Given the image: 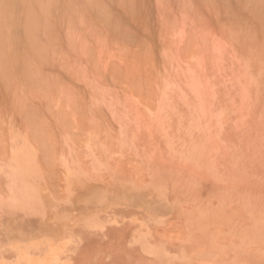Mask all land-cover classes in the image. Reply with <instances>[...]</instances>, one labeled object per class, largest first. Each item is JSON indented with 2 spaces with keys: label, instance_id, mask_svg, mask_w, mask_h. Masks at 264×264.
<instances>
[{
  "label": "rangeland",
  "instance_id": "374dc122",
  "mask_svg": "<svg viewBox=\"0 0 264 264\" xmlns=\"http://www.w3.org/2000/svg\"><path fill=\"white\" fill-rule=\"evenodd\" d=\"M48 1L3 15L0 264H264V2Z\"/></svg>",
  "mask_w": 264,
  "mask_h": 264
},
{
  "label": "bare ground",
  "instance_id": "6f19581e",
  "mask_svg": "<svg viewBox=\"0 0 264 264\" xmlns=\"http://www.w3.org/2000/svg\"><path fill=\"white\" fill-rule=\"evenodd\" d=\"M38 1H40V0H37V3H38ZM44 1H45V0H44ZM47 1H48V0H47ZM47 1H45V3H47ZM66 1H67V0H66ZM71 1H72V2H71ZM71 1L69 0V2H71L69 5H68V1L66 2L68 6L66 5L65 1H63L64 3H61V1H60V4H62V5L65 4V5L67 6V9H66V7H65V9H66V11H67L68 9H70L71 6H73V5H71V4H72V3L75 4V2H76L75 0H71ZM73 1H75V2H73ZM77 1H78V0H77ZM82 1H84V0H82ZM85 1H86V2H85ZM85 1H84L85 4H86V3H89L90 5H92L93 3H95L96 0H95L94 2H93V0H91V1L88 0V2H87V0H85ZM99 1H100V0H99ZM107 1L110 3V1H112V0H110V1H109V0H106V2H107ZM119 1H121V0H118V1L116 0L117 5H119V6H116L117 9H120V5H121V8H122V9H123V6H124V9H125L128 5H129L128 7H131L132 4H134L133 2L131 3L130 0H129V1H130L129 3L125 0L124 3H126V4L122 5V4L118 3ZM122 1H123V0H122ZM222 1L224 2V0H222ZM259 1H261V0H259ZM33 2L36 3V0H0V37H1V38H0V48H1L0 51L5 50V49H3V48H4L3 46L6 47L7 45H9V42H8V44H5V41H6L8 38H10L9 41L12 39L11 37H9L10 34H11V33H9V32H12L13 29L15 30V26H14V25H13V27H12L11 24H9L8 22L6 23V21H5L6 19L3 20V15H4V14H7L6 16L8 17V19H10V17H12V16H10V14L13 15L12 13L15 12L16 10L18 11L19 8H22V9L24 10V13H25V10H26V14H25V15L23 14V19H21V20L24 21L25 19H27V20H25V21H26V25H25V26L27 27L26 30L29 32V29H30V30L32 29V26L29 28V25H32L33 23H37V22H38V20H37L36 22H34V21H35V17H34L35 15L32 14L33 11H34V9H35L36 11L38 10V9H36L35 7H37V8L40 7V8H41V7H42L41 5L44 3V2L42 1L43 3H42L40 6H38V4H37V6H35L36 4L33 5ZM48 2H49V1H48ZM50 2H53V1H50ZM84 2H83V3H84ZM90 2H91L92 4H91ZM96 2H97V1H96ZM112 2H113V1H112ZM112 2H111V4L115 5V3H112ZM143 2H144V1H143ZM253 2H254V1H252L251 3H253ZM256 2H258V1L256 0ZM262 2H264V1L262 0ZM45 3H44L43 6L46 7V4H45ZM54 3H55V2H53V4H54ZM98 3H99L101 6H103V5L105 6V8H102L100 5H98V6L101 7L100 10H101V13L103 12L102 15L105 14V16L103 15V17L108 18V16L111 14V15H110L111 17L109 16V18H112V15H113L112 13L114 12V9L112 8V9L109 10L108 7H107V4H104V3H105L104 0H101V2H97V4H98ZM102 3H103V4H102ZM121 3H123V2H121ZM81 4H82V2H81ZM143 4H144V3H143ZM223 4H224V3H223ZM31 5L35 6V7L33 8V11H32V7H31ZM51 5H52V4H51ZM55 5H56V4L52 5V8H53V6H55ZM75 5H76V4H75ZM86 5H88V4H86ZM90 5H88V6L92 9V6H93V5H92V6H90ZM134 5H135V4H134ZM258 5L263 6L264 4H263V3L261 4V2H258ZM258 5H257V3H256V8H255V9H257ZM56 6H57V5H56ZM94 6H95V5H94ZM98 6H97L96 8H95V7H93V8H95V9H96L95 11L99 13L100 10L97 11V9L100 8V7H98ZM125 6H126V7H125ZM136 6H137V4H136ZM136 6H135V7H136ZM140 6L142 7V5H140ZM228 6H229V5H228ZM253 6H254V5H253ZM30 7H31V9H30ZM68 7H69V8H68ZM106 7H107V8H106ZM118 7H119V8H118ZM128 7H127V8H128ZM11 8H12V9H11ZM40 8H39V12H42L41 10H42L43 8H42L41 10H40ZM48 8H50V7H48ZM75 8H76V10H77V8L80 10V8H79L78 5H77V7H74V8L72 7L73 10H69V13H70V14H68V13H66V14H68V16H69V15H72V16L76 17L77 13H78V15H79L80 11H83V10L85 11V8H84V7H82V8H81L82 10H80V11H74ZM83 8H84V9H83ZM8 9H10V10H8ZM55 9H56V8H55ZM102 9H103V10L106 9V10L103 11ZM117 9H116V11H117ZM261 9H262V8H261ZM7 10L10 11L11 13H9V12H8V13H5ZM13 10H14V11H13ZM44 10H46V9L44 8ZM87 10H88V9H87ZM89 10H90V9H89ZM111 10H112V11H111ZM127 10H128V9H127ZM127 10H126V11H127ZM262 10H263V9H262ZM20 11H21V9H20ZM36 11H34V14H35ZM70 11H73V12L71 13ZM93 11H94V9H93ZM93 11L90 10V12H93ZM105 11H106V12H105ZM108 11H109V12H108ZM258 11H259V10H258ZM263 11H264V10H263ZM18 12H19V11H18ZM50 12H51L50 15L54 16V15H53V12H52L51 10H50ZM76 12H77V13H76ZM88 12H89V11H88ZM96 12H94V13H96ZM110 12H111V13H110ZM130 12H131V11H130ZM20 13H22V12H19L18 14H20ZM82 13H83V12H81V15L84 16ZM85 13H86V12H85ZM101 13H99L100 16H99V15H94L95 17H94V16H92V17H94V18L97 19V17H101V16H102ZM106 13H110V14H107V16H106ZM228 13H229V12H228ZM257 13H258V12H257ZM8 14H9L10 17L8 16ZM41 14H42V13H41ZM43 14H44V15H43ZM43 14H42V16H41L42 21L47 19V16H45V14H47V13H43ZM48 14H49V13H48ZM48 14H47V15H48ZM56 14H57V13H56ZM73 14H74V15H73ZM91 14L93 15V13H91ZM114 14H115V12H114ZM258 14H259V13H258ZM263 14H264V13H263ZM15 15H16V16H15ZM15 15H14V16H15L14 19H17V17L20 16V15H17L16 12H15ZM27 15H28V17L25 18V16H27ZM36 15H37V14H36ZM38 15H39V16H38V19H39L40 14H38ZM50 15H49V16H50ZM81 15H79L80 18H84V17H82ZM124 15H125V14H124ZM60 16H61V14H60ZM72 16H69V17H72ZM96 16H97V17H96ZM43 17H44V19H43ZM45 17H46V19H45ZM61 17H62V16H61ZM63 17H64L65 20H68V17L65 18L64 15H63ZM63 17H62V19H63ZM119 17H120V15H119ZM4 18H5V17H4ZM20 18H21V17H20ZM90 18H91V16H90ZM113 18H115V17H113ZM113 18H112V20H113ZM117 18H118V17H117ZM18 19H19V17H18ZM51 19H52V20H53V19L55 20V17H53V18H51ZM57 19H58V18H57ZM64 19L62 20L63 22L65 21ZM91 19H92V18H91ZM101 19H102V17H101V18H98L97 20L101 21ZM104 19H105V18H104ZM21 20H20V21H21ZM39 20H40V19H39ZM47 20H48V19H47ZM54 20H53V21H54ZM72 20H73V19H71V21H72ZM75 20H76V19H74V21H75ZM77 20H78V19H77ZM117 20H118V19H117ZM48 21H49V20H48ZM53 21H52V22H53ZM50 22H51V21H50ZM60 22H61V20H60ZM63 22H62V23H63ZM69 22H70V21H69ZM69 22L67 23L68 25H66L65 23H63L62 26L65 24V28H66V26H67V27H68V26L70 27L71 22H70V23H69ZM76 22H77V21H76ZM76 22H75V23H76ZM101 22L103 23V22H106V21H104V20L102 19ZM4 23H5V24H4ZM24 23H25V22H24ZM40 23H41V22H40ZM46 23H47V22H46ZM48 23H49V22H48ZM48 23H47V24H48ZM72 23L74 24V22H72ZM106 23H107V22H106ZM106 23H104L102 26H104V27H106V28L109 27L108 30L111 29V28H112V29L117 28V27H115V26H113V27H115V28H113V27L110 28V24H111V23L109 24V26L107 25L108 23H107V24H106ZM115 23H116V25H119V23H117V21H116ZM8 24H9V26H11V27L13 28L11 31H8V30L11 29V27H9ZM37 24H38V23H37ZM59 24H60V23H59ZM73 24L71 25L72 28H75L76 26L78 27V22H77V25L74 24L75 26H74ZM40 25H41V24H40ZM50 25H51V23H50ZM106 25H107L108 27H107ZM113 25H114V24H113ZM5 26H7V27H5ZM41 26H42V25H41ZM44 26H45V25H44ZM73 26H74V27H73ZM111 26H112V25H111ZM17 27H19V26H17ZM20 27H21V26H20ZM34 27H35V26H34ZM45 27L50 28V29H48V30H50L51 32L48 31V33L51 35V34H52V29H53L52 27H54V25H52V27H50L49 25H47V26H45ZM77 27H76V29H77ZM5 28H7L6 31H8V33H9V34H8V38L3 37L5 33L7 34V32L4 31ZM9 28H10V29H9ZM51 28H52V29H51ZM61 28H62V27H61ZM70 28H71V27H70ZM72 28H71V30H72ZM41 29H42V28H41ZM45 29H46V28H45ZM117 29H118L119 31H116ZM117 29L112 31V32H114V34L116 35V37L119 35V34H116V32H117V33L120 32V29H119V28H117ZM16 30H19V32H18V31H16V32H18L19 35H21L20 28H16ZM36 30H37V29H36ZM36 30H35V31H36ZM69 30H70V29H69ZM69 30H67V31H69ZM108 30H107V31H108ZM23 31H24V30H23ZM27 31H25V33H26ZM32 31H33V30H31V32H32ZM35 31H33L32 33H29L30 35L32 34L31 37H33V34L35 33ZM37 31H38V30H37ZM37 31H36V33L39 32V31H38V32H37ZM40 31H42V30H40ZM67 31H66V32H67ZM28 32H27V34H25V35H24V32H23V34H22V36L24 35V37H25V38H23V41H22V42L25 41L24 43L28 45V48H26V49H28V50H26V51H29V48L32 46V45L28 44V42L26 43V41L29 40V39L31 38V37L28 35ZM55 32H56V31H55ZM109 32H110V30H109ZM13 33H14V31H13ZM18 33H16L17 37H19V36H18ZM36 33H35V34H36ZM39 33H41V32H39ZM35 34H34V35H35ZM49 34H48V35H49ZM122 34H124V33H120V35H122ZM14 35H15V33H14ZM36 35H37V34H36ZM36 35H35V37L38 39L40 36H39V34L37 35V36H39V37H37ZM45 35H46V34H45ZM45 35H44V36H45ZM67 35H68V34H67ZM120 35H119L118 37H120ZM26 36H28V38H26ZM124 36H125V35H124ZM124 36H122L123 38H120V39H124ZM20 37H21V36H20ZM29 37H30V38H29ZM35 37H34V38H35ZM41 37H42V36H41ZM46 37L48 38V36H46ZM126 37H127V35L125 36V38H126ZM3 38H5L6 40H4ZM36 38H35V39H36ZM17 39H18V38H17ZM17 39H16V40H17ZM24 39H27V40H24ZM35 39H33V38L30 39L31 42L29 41V43H32V42H33V45H35V44H34V41H32V40H35ZM21 40H22V38H21ZM50 40H51V39H50ZM7 41H8V40H7ZM7 41H6V43H7ZM17 41H19V40H17ZM38 41H40V40H38ZM53 41H54V40H53ZM121 41H122V40H121ZM15 42H16V41H15ZM36 42H37V40L35 41V43H36ZM57 42H58V41H57ZM1 43H2V44L4 43V44L2 45ZM17 43H18V42H16V45H17V48H18V44H17ZM37 43L39 44V42H37ZM37 43H36V44H37ZM131 43H132V42H131ZM25 44L22 45V47L25 46ZM40 44H41V42H40ZM50 44H51V41H50ZM129 44H130V43H129ZM36 46L38 47V45H35V47L33 48V51H34V49L36 48ZM40 46H41V45H40ZM42 46H43V44H42ZM42 46H41V47H42ZM51 46H52V44H51ZM8 47L13 48V49H17L16 46H15V48H14L13 46L11 47V45H9ZM25 47H27V46H25ZM25 47H24V48H25ZM10 48H9L10 52L8 53L9 55L5 54L6 52H4L3 54H1V52H0L1 59H4V60H0V61H4V62H5L6 59L9 58L8 56H10V57L12 56V55H10V54L14 53V54L16 55V54H18L17 52H19V51L21 50V49H20V50L17 49V51L14 50V52H13V49L11 50ZM19 48H21L20 45H19ZM38 48H40V47H38ZM38 48H36V50H37ZM43 49H44V46H43V48L38 49V50H40V51H45V50H46V48H45L44 50H43ZM6 50L8 51V49H6ZM6 50H5V51H6ZM31 51H32V50H31V48H30V52H31ZM15 52H16V53H15ZM20 52H21V54H22V51H20ZM45 52H47V51H45ZM56 52H57V51H56ZM31 53L33 54V52H31ZM37 53L39 54V51H38ZM41 53H42V52H41ZM57 53H58V52H57ZM21 54H19V55H21ZM6 55H7V58L5 59L4 56H6ZM34 55H36V51L34 52ZM45 55H48V54H44V55L41 54V56H40V55H39V56L37 55V56L40 58V57L45 56ZM53 55H54V54H53ZM56 55H58V54H56ZM59 55H60V54H59ZM16 56H17V55H16ZM22 56H24V58H25V57L27 58L28 54L25 52V55H23V54L21 55V58H22V59H21V58H18V57H14L13 59H15V60H16V58L19 59V60L21 59V60H20V62H21V61L23 60V57H22ZM2 57H4V58H2ZM44 58H45V57H44ZM46 59H47V58H46ZM56 59H57V58H56ZM9 60H11V59H9ZM9 60H7V62H5L4 64L1 63L2 65L0 64V67H4V65H6V63H8ZM15 60H13V62H17V61L19 62V60H17V61H15ZM33 60H34V58H33ZM41 60H42V59H41ZM41 60H40V61H41ZM37 61H38V60H37ZM18 62H17V63H18ZM22 62H24V61H22ZM32 62H34V61H32ZM43 62H44V61H43ZM41 63H42V62H41ZM44 63H45V62H44ZM14 64H15V66H14ZM14 64H13V66L16 67L17 64H16V63H14ZM27 64H28L27 66L29 67L30 64H29V63H27ZM32 64H33V63H32ZM10 65H12V64H10ZM10 65H7V68H6V66H5L4 69L9 70L8 68H10ZM21 65H23V66H21ZM21 65H20V63H19V66L21 67L20 69H22V68L26 65V63H25V62H24V63H21ZM33 65H34V64H33ZM27 66H26V67H27ZM26 67H24V69H23L22 71H26V72H27V73L24 72V73H25L24 75H25V77H27V78H26L27 81H29V78H28V76L30 75L29 72L33 71V73L35 74V72H36L37 70L35 69L36 71H34L33 69H31V70L28 69V70H29V72H28V70H25ZM30 68H32V65H31ZM37 68H38V66H37ZM20 69H19V70H20ZM26 69H27V68H26ZM13 70H14V72L18 71V70H16V69L13 68L12 71L10 70V72H13ZM4 71H6V70L0 71V75H1L2 72H4ZM20 71H21V70H20ZM4 73H5V74H4V77H3V76H0V77H1V78H0V79H1L0 82L3 81V80L6 78L5 75H8L7 71L4 72ZM6 73H7V74H6ZM28 73H29V74H28ZM33 73H31V76L35 79V76L32 75ZM20 74H22V73L20 72ZM27 74H28V76H26ZM11 75H12V74H11ZM14 75H15V74H14ZM14 75H13V76H14ZM22 75H23V74H22ZM31 76H29V77L31 78ZM2 77H3V78H2ZM22 78H23V77H22ZM26 79H25V80H26ZM34 79L31 78L32 81H34ZM43 80H44V79H43ZM32 81H31V82H32ZM3 82H5V80H4ZM29 82H30V81H29ZM1 83H2V82H1ZM34 84H35V83H34ZM37 85H38V84H37ZM31 86H32V85H31ZM43 86H44V85H43Z\"/></svg>",
  "mask_w": 264,
  "mask_h": 264
}]
</instances>
